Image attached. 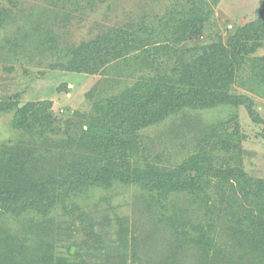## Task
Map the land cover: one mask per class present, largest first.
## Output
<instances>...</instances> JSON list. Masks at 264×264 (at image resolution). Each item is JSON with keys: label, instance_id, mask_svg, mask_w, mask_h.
Returning a JSON list of instances; mask_svg holds the SVG:
<instances>
[{"label": "rangeland", "instance_id": "obj_1", "mask_svg": "<svg viewBox=\"0 0 264 264\" xmlns=\"http://www.w3.org/2000/svg\"><path fill=\"white\" fill-rule=\"evenodd\" d=\"M200 5L207 16L201 30L171 44L175 53L170 50L157 62L172 65L179 55L186 64L205 44H227L258 19L264 0H0V150L14 144L50 150L66 129L79 136L102 98L156 75L152 60L144 68L117 59L96 74L70 71L69 48L127 26L146 25L153 39L161 40L165 17ZM244 35L248 54L231 85L234 97L210 107L182 106L141 129L134 161L179 170L205 151L212 167L240 168L249 178L264 179V87L255 91L249 83V60L264 57V26L257 35ZM28 103L43 104L51 113L44 121L49 125L39 128L41 121L34 118L33 130L13 127L16 107ZM213 173L205 169L199 182L203 192L196 198L186 191L161 195L144 182L70 192L57 184V202L47 214L0 216V248L10 236V244L26 239L32 256L50 253L51 264H242L232 220L251 207V198L239 189L234 195L230 187L224 194V183ZM45 218V230L30 226ZM33 231L46 241L35 244Z\"/></svg>", "mask_w": 264, "mask_h": 264}, {"label": "trees", "instance_id": "obj_2", "mask_svg": "<svg viewBox=\"0 0 264 264\" xmlns=\"http://www.w3.org/2000/svg\"><path fill=\"white\" fill-rule=\"evenodd\" d=\"M174 13L183 15L173 14L172 18L167 16L160 22V34H164L161 40L153 39V31L146 25L127 26L126 29H109L66 51L70 55L66 68L74 72L96 74L117 59L139 62L143 68L152 60L158 67L153 77H143L133 88L102 98L97 113L90 117L79 136H70L66 129L65 137L50 144V150L45 152L22 144L2 145L0 216L4 213L18 218L28 211L47 214L57 202L56 192L61 189L57 184L68 187L70 192L85 187L107 188L116 182H144L161 195L186 191L196 198L203 192L199 182L208 169L224 183L221 186L224 194L225 188L230 187L234 195L239 189L246 200L251 198V207L242 206V211L232 220L238 235L237 244L242 249L238 259L242 264H264V179L249 178L240 168L212 167L208 162L209 153L205 151L204 155L192 156L184 169L179 170L150 163L140 165L132 158V153L139 149L137 133L141 129L162 121L182 106L210 107L219 101L231 100L234 96L230 89L236 71L244 63L243 56L248 54L245 52L247 44L243 45L244 34L257 35L264 26L263 8L258 19L237 32L227 44L221 41L205 44L191 62L183 64L178 55L174 64L166 65L163 59L156 61L158 56L167 55L170 50L174 52L171 44L177 45L199 32L207 17L201 5L187 13L177 10ZM249 62V76H252L249 83L253 82L255 88L251 89L257 91L264 87V57L252 58ZM169 65L172 66L170 72L166 71ZM41 104L16 107L13 127L33 130L34 118L41 121L39 128L45 123L49 125L44 121H48L51 113H46ZM46 223L45 218L40 224L30 226L41 232ZM32 234L36 236L35 244L46 241L43 234L35 235L34 231ZM12 240L8 236L2 241L0 264H51L50 253L32 256L25 245L26 239L10 244Z\"/></svg>", "mask_w": 264, "mask_h": 264}]
</instances>
